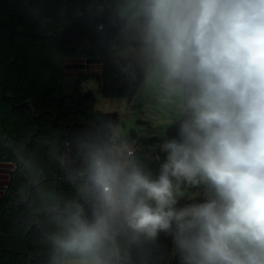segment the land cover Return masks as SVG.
<instances>
[{"label":"clouds","instance_id":"clouds-1","mask_svg":"<svg viewBox=\"0 0 264 264\" xmlns=\"http://www.w3.org/2000/svg\"><path fill=\"white\" fill-rule=\"evenodd\" d=\"M147 79L176 101L146 173L126 144L85 139L84 203L57 216L55 264H119L118 236L171 234L184 264H264V0H115ZM181 186L201 188L178 206Z\"/></svg>","mask_w":264,"mask_h":264},{"label":"trees","instance_id":"trees-1","mask_svg":"<svg viewBox=\"0 0 264 264\" xmlns=\"http://www.w3.org/2000/svg\"><path fill=\"white\" fill-rule=\"evenodd\" d=\"M99 3L0 0V163L8 164L0 184V264H55L57 216L73 201L90 213L73 179L84 167L81 141L116 139L156 176L165 158L160 145L175 133L177 123L163 136H112L118 115L96 108L87 81L95 79L104 97L132 99L144 70L121 54L128 43L119 36L113 1L102 13ZM86 59H98L100 71L66 67ZM118 243L119 264H184L165 232L154 239L124 234Z\"/></svg>","mask_w":264,"mask_h":264},{"label":"rangeland","instance_id":"rangeland-1","mask_svg":"<svg viewBox=\"0 0 264 264\" xmlns=\"http://www.w3.org/2000/svg\"><path fill=\"white\" fill-rule=\"evenodd\" d=\"M112 1L115 11V0ZM98 3L99 0H96V6ZM97 12L102 13L103 11L97 8ZM119 36L126 40L120 32ZM121 54L133 58L141 66L128 44L123 47ZM86 65L87 63L84 65V62H73L67 63L66 67L71 73H76L78 69H83L89 74L100 71V63L98 62H91L88 66ZM87 83L89 89L96 95V108L118 115L119 120L112 131V136L115 138H123L132 132L139 136H163L169 127L177 123L178 108L176 101L165 98L158 85L147 79L145 72L143 82L132 99L104 97L99 93L95 79L89 78ZM177 196L178 206H182L202 198L203 190L201 188H196L194 192L180 190Z\"/></svg>","mask_w":264,"mask_h":264},{"label":"crops","instance_id":"crops-1","mask_svg":"<svg viewBox=\"0 0 264 264\" xmlns=\"http://www.w3.org/2000/svg\"><path fill=\"white\" fill-rule=\"evenodd\" d=\"M7 167L8 164L0 163V184H2L5 181Z\"/></svg>","mask_w":264,"mask_h":264},{"label":"built area","instance_id":"built-area-1","mask_svg":"<svg viewBox=\"0 0 264 264\" xmlns=\"http://www.w3.org/2000/svg\"><path fill=\"white\" fill-rule=\"evenodd\" d=\"M108 2V0H100L99 8L103 9L105 7V4Z\"/></svg>","mask_w":264,"mask_h":264},{"label":"water","instance_id":"water-1","mask_svg":"<svg viewBox=\"0 0 264 264\" xmlns=\"http://www.w3.org/2000/svg\"><path fill=\"white\" fill-rule=\"evenodd\" d=\"M91 62H99V60L98 59H86L85 62H84V65H85V63H87L86 66H88V64L91 63Z\"/></svg>","mask_w":264,"mask_h":264}]
</instances>
